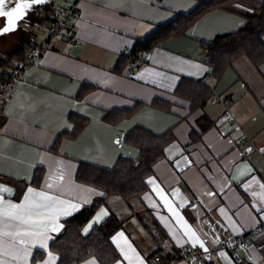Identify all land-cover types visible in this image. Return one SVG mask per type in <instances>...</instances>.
I'll return each mask as SVG.
<instances>
[{
	"label": "crops",
	"instance_id": "1",
	"mask_svg": "<svg viewBox=\"0 0 264 264\" xmlns=\"http://www.w3.org/2000/svg\"><path fill=\"white\" fill-rule=\"evenodd\" d=\"M200 1L82 0L79 13L71 20L81 41L73 43L54 36L36 63L9 90L0 128V185L12 191L0 192V196L13 204L22 203L25 195L39 202V197L27 192L33 188L59 201L76 204L79 210L103 193L78 179L81 162L112 168L120 156L137 158L139 148L125 140L135 126H144L156 134L172 130L174 137L165 147L164 157L146 178L147 190L129 200L109 196L84 228L101 209H106L108 215L93 223L88 232L111 213L124 220V226L112 238L123 232L127 243L123 238H111L119 252L112 264H137L128 244L144 264H162L164 256L205 248L213 250L210 264H264V61L257 65L243 53L218 78L207 63L209 52L201 45V41L218 33L239 29L246 20L241 11H252L254 1L238 2L235 10L207 11L185 34L169 36L152 48L151 59L138 70H133L131 64L120 65L118 70L120 53L133 48L136 39L150 34L178 13L190 11ZM58 5L53 2V7ZM38 37L31 35L33 42ZM7 68L1 65L0 74ZM182 78L204 82L211 94L214 89L229 95L235 118L224 119V105L209 99L193 108L189 99L175 93ZM83 85L91 88L79 97ZM156 97L171 103L152 105ZM137 102L141 105L132 115L116 122V112L107 114L109 109L130 108ZM71 113L89 121L77 137H64L56 151L53 145L57 136L75 127ZM39 166L45 174L36 186L32 180ZM5 177L27 182L20 198L15 197L17 185ZM149 180L155 183L150 184ZM157 191L183 218L180 223ZM55 207L64 205L57 203ZM68 216L61 215L56 223L64 225ZM160 217L167 219L162 221ZM211 218L228 225L223 232L227 238L259 228L254 242L239 251V261L209 229L207 220ZM184 221L204 242L203 247L194 245L185 235L186 229L180 226ZM63 228L48 233L52 239L47 249H32L28 264H43L48 259L50 243ZM84 228L83 233L87 234ZM120 247L124 248L123 253ZM158 249L162 259L158 253L159 258L155 256ZM125 254L133 258L131 262ZM93 259L102 264L96 258L79 264ZM169 264L191 263L178 258Z\"/></svg>",
	"mask_w": 264,
	"mask_h": 264
},
{
	"label": "trees",
	"instance_id": "2",
	"mask_svg": "<svg viewBox=\"0 0 264 264\" xmlns=\"http://www.w3.org/2000/svg\"><path fill=\"white\" fill-rule=\"evenodd\" d=\"M241 1L243 0H201L190 11L178 13L169 22L158 25L150 34L136 39L133 54L136 55L141 49L151 50L169 36L185 34L207 11L215 8L235 10L234 5ZM253 1L255 7L252 11H241L246 20L239 29L221 32L210 40L201 41V45L209 52L207 63L211 67V72L218 78L222 76L233 60L243 53L248 54L257 65L264 61V0ZM53 11V1L50 0L39 9L37 18L33 23L38 25L49 22ZM33 43L31 35H25L14 50L0 56V65L9 66L12 60L23 57ZM132 58L133 56L120 58L117 64L119 65L118 70H120V65H132ZM4 73L0 74V78ZM90 88L89 85H83L79 91V97ZM175 93L189 99L193 108L204 105L211 96V90L204 82L192 78H182L175 89ZM159 103L170 105L171 102L160 97L154 98L151 102L155 106ZM140 105L141 102H137L130 108H112L108 110L107 114L116 112L117 117L114 119L116 122L123 117L132 115ZM69 117L75 122V127L71 132H62L57 136L53 145V149L56 151H58L64 137H77L89 121L88 118L77 113H71ZM173 137L172 130L163 134H156L149 128L138 125L132 128L125 137L128 143L139 148L137 158L120 156L112 168H104L87 162L79 164L76 173L78 179L100 189L103 191V195L95 197L76 213L64 218L63 231L54 237L49 247L50 251L58 257L56 264H79L90 258H96L102 264H112L119 258V252L111 238L117 230L124 226L123 219L111 213L87 234L83 233V228L96 210L106 203L109 196L119 195L129 200L140 197L147 190L146 178L152 174L154 165L164 157L165 147L173 140ZM44 174L45 169L41 166L37 167L32 183L39 186ZM5 180L17 185L15 197L20 198L27 182L7 177ZM146 227H148L147 224ZM42 252L44 254L46 251ZM42 252L38 251L40 254ZM157 253L162 259L163 254L159 249L155 256ZM182 256L181 253L164 256L162 264H169ZM210 263L211 260L207 264Z\"/></svg>",
	"mask_w": 264,
	"mask_h": 264
},
{
	"label": "snow or ice",
	"instance_id": "3",
	"mask_svg": "<svg viewBox=\"0 0 264 264\" xmlns=\"http://www.w3.org/2000/svg\"><path fill=\"white\" fill-rule=\"evenodd\" d=\"M45 2L46 0H0V18H4L5 21V23L0 24V35L15 31L18 27V22L27 15V12L33 6ZM237 7H242V5H237ZM194 67L199 68V65H195ZM148 183L154 184L155 182L154 180H149ZM48 187L50 188L51 185L49 184ZM261 187L264 188V184ZM11 191V188L0 185V192L10 193ZM27 192L29 194L34 193L35 196L39 197V202L34 200L30 195H25L22 203L13 204L5 201L0 196V264H13V262H16V264H20V262L28 264L29 258L32 257V249H47L48 241L52 239L48 233L59 232L64 227V225L56 223V220L61 215H71L79 207L76 204L59 201L57 197L51 196L45 191L36 192L35 189L28 188ZM156 194L164 200L169 212L177 218V223H180L183 218L173 209L170 201L161 194V191H157ZM100 195H103V193H100ZM253 195L256 194L253 193ZM145 198L148 199V197ZM262 199H264V196H262ZM57 203L64 205V207L56 208L55 204ZM223 211L224 209H221V212ZM107 215V210L101 209L94 220L84 228V232L87 233L93 226V223L100 222ZM160 219L163 221L167 218L160 217ZM180 226L186 229L185 235L192 240L194 245L198 243L201 247L204 246V242L191 230L186 221L181 223ZM117 237L123 238L127 243V238L123 232L117 233L112 238L113 241H116ZM177 242L179 243V241ZM127 246L135 254L137 264H144L143 259L135 252L131 244ZM204 250L207 251L206 248ZM120 251L123 253L124 248L120 247ZM221 255L223 256L224 253H221ZM47 256L48 259L44 260L43 264H56L58 257L52 252H48ZM125 259L131 262L133 258L125 254ZM85 264H96V261L94 259L89 260Z\"/></svg>",
	"mask_w": 264,
	"mask_h": 264
},
{
	"label": "built area",
	"instance_id": "4",
	"mask_svg": "<svg viewBox=\"0 0 264 264\" xmlns=\"http://www.w3.org/2000/svg\"><path fill=\"white\" fill-rule=\"evenodd\" d=\"M81 1L82 0H61L58 6L53 7L54 11L51 20L47 23L38 24V27L44 31L42 39L34 41L30 50L23 57L14 59L10 62L4 75L0 78V128L4 123L2 108L8 97L9 90L21 79L27 69L36 63L47 46L50 45L52 38L54 36H60L73 43L81 41L71 25V20L79 13ZM131 56H133L132 69L138 70L151 59V50L141 49L134 55L133 48H127L120 53V58ZM210 102L224 105V119L233 120L235 118L233 99L229 95L213 89ZM207 224L209 229L216 235L223 248H225L236 261L240 260L239 251L249 247L254 242V236L259 231V228H257L241 236L227 238L223 235V232L227 231L229 227L224 221L211 218L207 220ZM212 255L213 250L211 249H207V251L190 249L183 254L181 259L188 260L191 264H207L212 259ZM157 258H159V256H157Z\"/></svg>",
	"mask_w": 264,
	"mask_h": 264
},
{
	"label": "rangeland",
	"instance_id": "5",
	"mask_svg": "<svg viewBox=\"0 0 264 264\" xmlns=\"http://www.w3.org/2000/svg\"><path fill=\"white\" fill-rule=\"evenodd\" d=\"M52 1L56 2V4L61 3V0H52ZM36 18H37L36 15L33 16V20H36ZM27 34L33 35V37L39 35L38 40H40L43 37V29L39 28L38 25H36V23H33L31 25V29L22 28L21 30H18L16 32L3 35L0 38V56H3L9 53L10 51L14 50L18 45L19 41Z\"/></svg>",
	"mask_w": 264,
	"mask_h": 264
},
{
	"label": "flooded vegetation",
	"instance_id": "6",
	"mask_svg": "<svg viewBox=\"0 0 264 264\" xmlns=\"http://www.w3.org/2000/svg\"><path fill=\"white\" fill-rule=\"evenodd\" d=\"M40 8H41V7H40ZM40 8H39V9H40ZM39 9H37V11H35V12H31V13H29V14L27 15V17H26V21H23L22 24H21V26H20L18 29H16L15 31H13V32H16V31H18V30H21L22 28L31 29V25H32L33 22L35 21V20H33V16H35V15L37 16V15H38ZM9 33H12V32H9ZM7 34H8V33H7ZM3 35H5V34H3ZM3 35H1L0 38H1Z\"/></svg>",
	"mask_w": 264,
	"mask_h": 264
},
{
	"label": "water",
	"instance_id": "7",
	"mask_svg": "<svg viewBox=\"0 0 264 264\" xmlns=\"http://www.w3.org/2000/svg\"><path fill=\"white\" fill-rule=\"evenodd\" d=\"M49 1H50V0H46V2L43 3V4L33 6V8L27 12V15H28L29 13H31V12H35V11H37V9H39L40 7H43V6L46 5ZM27 15H26L21 21L18 22V27H17V29L21 26V24H22L23 21H26V17H27ZM3 23H5L4 18H0V24H3ZM6 34H7V33H6ZM0 36H1V35H0Z\"/></svg>",
	"mask_w": 264,
	"mask_h": 264
}]
</instances>
